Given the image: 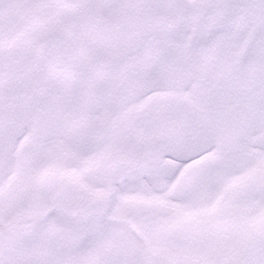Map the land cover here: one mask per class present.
Returning a JSON list of instances; mask_svg holds the SVG:
<instances>
[{
    "label": "snow or ice",
    "instance_id": "6c2138e0",
    "mask_svg": "<svg viewBox=\"0 0 264 264\" xmlns=\"http://www.w3.org/2000/svg\"><path fill=\"white\" fill-rule=\"evenodd\" d=\"M0 264H264V0H0Z\"/></svg>",
    "mask_w": 264,
    "mask_h": 264
}]
</instances>
